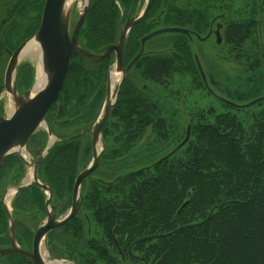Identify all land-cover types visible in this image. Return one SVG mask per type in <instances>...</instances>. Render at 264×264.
I'll return each instance as SVG.
<instances>
[{"label":"trees","instance_id":"trees-1","mask_svg":"<svg viewBox=\"0 0 264 264\" xmlns=\"http://www.w3.org/2000/svg\"><path fill=\"white\" fill-rule=\"evenodd\" d=\"M45 2L0 0V37L7 45L18 44L16 50L38 31ZM145 3L90 0L81 46L103 53L118 42L122 9L125 19L136 17ZM218 13L224 14L221 43L213 35L198 39L208 35ZM166 27L186 28L194 41L172 33L156 48L146 49L137 62L133 73L138 79L131 74L125 81L103 128L104 154L83 184L81 211L47 236L52 258L75 264H264V101L236 107L220 99L245 105L264 96V0H151L146 16L128 34L124 61L128 64L139 53L143 37ZM203 43L211 44V54ZM0 53L2 93L8 58L1 41ZM196 55L203 68L205 59L213 70L204 69L214 93L205 86ZM113 60L112 55L95 62L74 53L60 97L46 115L52 133L64 127L72 131L65 137L58 134L61 139L39 171V179L52 187L53 199L59 202V216L70 208L78 172L93 156L90 131L69 137L87 130L99 117ZM34 76L31 66L21 64L17 85L24 81L29 89ZM194 90L201 91L192 101L198 107L186 116L187 110L180 108ZM162 91L174 103L171 112L164 108ZM206 95L221 107L205 106L201 101ZM180 113L182 121L176 119ZM185 117L192 124L191 136L168 156L186 138ZM60 120L67 123L61 125ZM31 139L45 147L48 133L38 131ZM163 142L174 145L158 160L127 173L115 172L135 148L155 149ZM6 167H15L17 176L11 180L19 185L24 170L18 153L7 159L0 173L6 175ZM45 199V191L35 184L16 194L13 216L21 244L36 226L30 219L40 222L45 215ZM9 243V218L0 204V246ZM0 264L32 263L8 255L0 256Z\"/></svg>","mask_w":264,"mask_h":264},{"label":"water","instance_id":"water-1","mask_svg":"<svg viewBox=\"0 0 264 264\" xmlns=\"http://www.w3.org/2000/svg\"><path fill=\"white\" fill-rule=\"evenodd\" d=\"M68 2L69 0H46L40 28L32 37L22 43V45L15 52H12V56L5 73V91L12 101V110L8 116H0V168L5 163V161L14 153H19L20 156L23 157L22 154L26 150L29 139L40 127L45 125L47 126L45 116L51 109V107L56 103L62 92L67 78L71 58L75 52H80L84 56L89 57L95 61H102L107 58L112 52H115L116 60L114 65L116 67V72L121 71L124 73V76L119 85L116 95L112 97L110 77L111 74H109L107 83V95L99 117L90 128L81 132L79 135L71 137L78 138L86 131L91 132V143L93 148L92 161L87 167H84L78 172L74 185L73 203L71 210L64 218L59 220L57 219L56 215L51 212V210H49L47 221L37 229L32 251L20 247L17 243L15 221L11 214V210L9 209L5 201L8 189L5 190L4 197L0 200V203L4 206L8 213L11 241L10 246L0 249V256L19 254L32 261L34 264H47L42 255V246L44 238L48 234V232L67 224L80 212L82 204L81 185L83 181L87 177L91 176L99 167L101 158L104 153L105 146L102 138L103 128L107 123L113 107L117 103L118 98L121 94L123 81L127 78L128 73L130 72L134 64L144 53L146 42L158 35H162L165 33H182L193 40L192 33L186 28L166 27L155 30L141 39L140 52L131 61L127 70H125L123 64V54L128 33L135 24L140 22L146 16L151 0L146 1L145 8L138 17L129 18L126 23L124 21L125 14L122 9V17L120 22L121 29L118 42L117 44L108 46L106 51L101 55L86 51L80 46L79 43L80 31L90 9V0H81L82 8L79 12V17L73 29L72 16L74 8L72 5H68ZM212 33L213 31L211 29L206 37L202 38L199 36V39L206 40L211 36ZM215 35L218 43H221L222 36L220 28L215 31ZM32 40H35L41 48V64L43 72L46 76L45 85L33 95L32 92L37 84L38 68L36 71L35 82L29 90L19 92L16 82V74L18 66L20 64V60L22 58V51ZM195 58L205 86L210 92L214 93L209 86L207 76L199 59V56L196 55ZM220 99L236 107H246L264 101V96L257 98L245 105H239L222 97H220ZM49 136H52L50 130ZM190 136L191 126L189 125L187 128V135L185 140L168 156L185 145L188 142ZM52 144L53 143H49L46 149H39L37 151V160L33 165L30 166V164H28V162L24 160L29 167H33V180L19 187H14V192L25 189L31 184H36L47 190L51 197L52 190L50 186L40 183L38 179V169L45 154L49 152ZM49 203L50 201L48 199L46 205L49 206ZM141 240L143 239H139L138 241Z\"/></svg>","mask_w":264,"mask_h":264},{"label":"flooded vegetation","instance_id":"flooded-vegetation-1","mask_svg":"<svg viewBox=\"0 0 264 264\" xmlns=\"http://www.w3.org/2000/svg\"><path fill=\"white\" fill-rule=\"evenodd\" d=\"M223 16H224V14L223 13H218V14H216L213 18H212V20H211V23H210V30L212 29V31H213V33L211 34V35H213V36H215V31L218 29V28H220V31H222L223 29H224V26H223V23L221 22V20H222V18H223ZM74 17V16H73ZM74 19V18H73ZM76 20V19H75ZM128 19H125V17H124V21L126 22ZM74 23H73V25H72V29H73V27H74V24H75V21H73ZM158 30V29H157ZM153 32V31H152ZM216 37V36H215ZM193 38H194V35H193ZM153 39V38H152ZM0 41H1V45H2V47H3V49H4V51H5V56L7 55V64H8V62H9V60H10V56H11V53H12V51L14 50L13 49V47H14V43H12V45H7L6 44V38H4V37H0ZM150 41V40H149ZM193 41H194V39H193ZM148 43V41L146 42V44ZM146 44H145V50H144V53H145V51H146ZM114 45V44H113ZM126 46V45H125ZM107 49V48H106ZM141 49V48H140ZM106 51V50H105ZM104 51V52H105ZM103 52V53H104ZM124 52H125V48H124ZM140 52V51H139ZM94 53V52H93ZM103 53H101V54H103ZM144 53H143V55H144ZM81 54V53H80ZM95 54H97V53H95ZM101 54H99V55H101ZM114 56V60H113V62L109 65V67H108V72H107V82H106V95H107V83H108V77H109V74H111V71H112V69L114 68L115 70H116V67H115V60H116V53L115 52H112L108 57H110V56ZM138 55V54H137ZM136 55V56H137ZM142 55V56H143ZM84 56V55H83ZM135 56V57H136ZM142 56L140 57V59L142 58ZM199 56V55H198ZM86 57V56H85ZM107 57V58H108ZM134 57V58H135ZM1 53H0V61H1ZM89 58V57H88ZM107 58H105L104 60H106ZM133 58V59H134ZM200 58V57H199ZM91 59V58H90ZM132 59V60H133ZM139 59V60H140ZM91 60H93V59H91ZM104 60H102V61H104ZM131 60V61H132ZM138 60V61H139ZM201 60V59H200ZM93 61H95V60H93ZM131 61L127 64L125 61H124V54H123V64H124V68H125V70H127V68H128V66L130 65V63H131ZM137 61V62H138ZM95 62H101V61H95ZM137 62L134 64V66L132 67V69L130 70V72L128 73V76H127V78L123 81V87H124V83H125V81L131 76V74H132V78H134V76H136L135 78H134V80H137L138 79V73H133V71H134V68H135V66H136V64H137ZM202 62V61H201ZM203 65V64H202ZM7 67V66H6ZM5 71H6V69H5ZM119 74H120V78H119V80L117 81L118 82V86H117V88H116V90L114 91V85H112V82H111V89H112V95L114 96V95H116V93H117V91H118V88H119V85H120V83H121V81H122V79H123V76H124V73L123 72H121V71H119L118 72ZM111 77V76H110ZM4 79H5V72H4ZM123 87H122V91H123ZM122 91H121V93H122ZM0 95H1V93H0ZM120 96H121V94H120ZM120 96H119V98H120ZM119 98H118V100H119ZM105 99H106V96H105ZM105 101V100H104ZM118 102V101H117ZM104 104V103H103ZM191 105H193L194 107H198V105H194V104H187L186 102H184V104L182 105V108H180V111H185V110H187V112H191L193 109H192V107H191ZM190 117V116H189ZM189 117H185L186 118V120L184 121L185 123H186V125L187 126H189V124H191V123H189ZM192 118H194V117H192ZM109 120V119H108ZM61 125H64V124H66L67 123V121H65V120H60V121H58ZM191 126H192V124H191ZM49 128H50V125H49ZM50 130H51V128H50ZM69 132H72V131H67L66 133H61V132H59L58 134H62V137H65L66 135H70L71 133H69ZM82 132V131H81ZM80 132V133H81ZM80 133H78V134H75V135H71L70 137H72V136H76V135H79ZM58 134L57 133H53V135L54 136H56V138H57V140H60L61 138H59L58 137ZM48 142V141H47ZM40 144L38 143V141L36 142L35 140H32V139H30V141L28 142V146H27V151L30 153V157L33 159V160H30V162H31V164H34L35 162H36V160H37V156H36V154H37V151L39 150V149H44L45 147H42L43 145H41V146H39ZM34 146H36V148H35V150H34V153H32L30 150H29V148L31 147V148H34ZM47 146V145H46ZM53 147V146H52ZM51 147V148H52ZM51 148H50V150H51ZM50 150H49V152H50ZM48 152V153H49ZM47 153V154H48ZM47 154H45V156H44V158L46 157V155ZM20 157V156H19ZM44 158H43V160H44ZM20 160H21V163H22V165H23V175H25V172H26V170L27 169H29V167H28V165L23 161V159L20 157ZM43 160H42V162H43ZM42 162H41V164H42ZM41 164H40V166H39V169H38V178H39V174H40V167H41ZM2 168V167H1ZM0 168V169H1ZM8 167H6L5 168V170H8L9 172L6 174V175H4V173H0V200L4 197V193H5V190L6 189H8V191H10V190H12L14 187H17L18 185H16V184H13L12 182H10V180H11V176L13 177V176H15V175H12V173L13 172H15L14 170H15V167H13V168H10L9 167V169H7ZM4 170V171H5ZM23 177V176H22ZM21 177V178H22ZM8 181V182H7ZM39 181H41L40 179H39ZM84 182H85V180L83 181V183H82V185H81V193H82V189H83V184H84ZM21 184V183H20ZM31 185H33V184H31ZM31 185H29V186H31ZM75 185V184H74ZM28 186V187H29ZM27 187V188H28ZM50 188H51V190H52V187L50 186ZM26 189V188H25ZM21 190H24V189H21ZM21 190H19V191H21ZM18 191V192H19ZM45 191V190H44ZM17 192V193H18ZM73 192H74V188H73ZM16 193V194H17ZM16 194H14V196H13V198H11L9 201V206H10V208L12 209V212H11V214H12V216H13V201H14V199H15V196H16ZM45 194H46V199H45V208H46V213H45V215L42 217V219H41V221L40 222H37V219L35 218V220L34 219H30L31 221L30 222H32L33 224H35L36 226H33L34 227V230H33V232H32V234H31V238L30 239H28V240H25V241H23V243L21 244L20 243V241L18 240V237H17V228H16V222H15V231H16V240H17V243H18V245L20 246V247H22V248H24V249H27V250H29V251H32L33 250V244H34V238H35V234H36V232H37V229L40 227V226H42L46 221H47V217H48V212H49V210H51V212H53L55 215H56V217H57V219L59 220V219H62V218H64L68 213H69V211L71 210V207H72V203H73V196H72V203H71V206H70V208L68 209V211L65 213V214H63V215H61V216H59V215H57V213H56V211H55V208H56V205L57 206H59V202L57 201V200H55V199H53V190H52V195H51V197H50V195H49V192L48 191H45ZM49 199V201H50V203H49V206H47L46 205V202H47V200ZM1 204V203H0ZM2 205V204H1ZM3 206V205H2ZM3 208H4V206H3ZM81 208H82V204H81ZM5 209V208H4ZM6 210V209H5ZM80 211H81V209H80ZM7 212V211H6ZM79 214V213H78ZM77 214V215H78ZM7 215H8V213H7ZM76 215V216H77ZM75 216V217H76ZM74 217V218H75ZM9 218V217H8ZM73 218V219H74ZM13 219H14V216H13ZM72 219V220H73ZM14 221H15V219H14ZM70 222V221H69ZM68 222V223H69ZM67 223V224H68ZM66 225V224H65ZM64 226V225H63ZM60 227H62V226H60ZM60 227H58V228H60ZM58 228H55V229H58ZM55 229H53V230H55ZM53 230H51V231H53ZM51 231H49L48 232V234L45 236V238H44V241H43V247H44V249L46 248V250H47V252H48V255H49V258L48 259H50L51 261H60V263L59 264H61L62 262H66V263H68V264H75L72 260H70V259H66V258H58V257H51L50 256V252H49V250H48V247H47V236L49 235V233L51 232ZM9 240H10V223H9ZM10 244H11V241H10V243L9 244H7V245H4V246H0V248H4V247H8V246H10ZM44 251V250H43ZM45 254V253H44ZM10 255H19V254H10ZM8 256V255H7ZM19 256H21V255H19ZM23 257V256H22ZM25 258V257H24ZM27 259V258H26ZM29 260V259H28ZM30 261V260H29ZM31 263L32 264H34L32 261H31Z\"/></svg>","mask_w":264,"mask_h":264},{"label":"rangeland","instance_id":"rangeland-1","mask_svg":"<svg viewBox=\"0 0 264 264\" xmlns=\"http://www.w3.org/2000/svg\"><path fill=\"white\" fill-rule=\"evenodd\" d=\"M71 5L74 8L73 15H74V21H76L77 18H78L79 12H80V10L82 8L81 0H75L74 3H71ZM171 35H172V33H165V34L158 35V36L154 37L153 38L154 40L150 39V41H148V43L146 44V49L149 50L150 48L151 49L156 48V46L158 44L160 45L161 43H164L165 41H167L171 37ZM197 44H198V42L195 41L194 42V46L196 47ZM17 45L18 44H15L13 49H15ZM203 45H204V49H205L206 53L207 54H211L212 53L211 44H209V43L204 44L203 43ZM203 63H204V69L206 71H208V72L213 71L212 68L211 69L209 68V64L206 63L205 59H204ZM21 64H28L29 66H31V68L33 70H37V68L39 66V59L36 56L28 55V56H25V57L21 58L20 65ZM22 83H23V85H20V87H19L20 92H23L25 90V88H27L26 84H28V83H25L24 81H22ZM117 86H118V82H116L114 84V91L116 90ZM200 92H199V90H197V91L194 90L193 91V95H191V93H188L186 98L184 99V101L187 104H193L192 101H194L195 99L199 98V95H200L199 93ZM185 93H187V92H185ZM204 94H205V92H204ZM159 96L163 98L162 103L164 104V108H167L168 111L171 112V106H173L174 103L169 99L168 93H164L162 91V93H160ZM201 102L204 103L205 106H211V104H212L213 106H215L218 109L221 107L219 102H217L215 99H213L209 95L208 96L206 95L204 100H202ZM191 107H192V109H194L193 105H191ZM11 110H12V101H11L10 97L7 95V93H6L5 89H4V91H2V93L0 95V116H2V115L8 116L11 113ZM188 113L189 112L186 113V116L188 115ZM239 114H240V116H243V115H245V112H239ZM182 115H183V113H180L179 116L178 115L176 116V119L178 117V120L182 121L184 119V118L181 117ZM185 125L186 124L183 122L182 123V128H185L186 127ZM40 130L41 131H45L46 130V126L40 127ZM58 130L61 133H66L69 130V128L68 127H64L62 129H58ZM147 136H145V137H147ZM145 137H144V139H145ZM34 140L36 142L38 141L36 139H34ZM163 144H164L163 147H159L158 146L155 149H150V148L146 147V148H143L140 151H137L138 147L135 148L129 154V157H127L128 159H126L125 165L118 167L119 169L115 170V172H117L118 174L127 173L129 171L136 170V169H138V168H140L142 166L149 165L151 162L158 160L164 154H166L170 149H172L173 145H174L173 142H169L167 144H165L163 142ZM35 148H36V146H34V148L30 147L29 150L32 153H34ZM29 156H30V154H27V157H29ZM29 159L33 160L31 157H29ZM111 168H115V167H111ZM30 170H31L30 168L26 170L25 175H23V177L20 180H18L19 181L18 183H21V184L27 183V181H28L27 179H28L29 175L31 174ZM12 175H15V176H13V177L11 176L10 178H16V176H17L15 172H13ZM10 182H12V180H10ZM30 223L33 224L32 222H30ZM44 253H45V256L47 258H49V255H48V252H47L46 248L44 249ZM61 264H68V263L62 262Z\"/></svg>","mask_w":264,"mask_h":264},{"label":"bare ground","instance_id":"bare-ground-1","mask_svg":"<svg viewBox=\"0 0 264 264\" xmlns=\"http://www.w3.org/2000/svg\"><path fill=\"white\" fill-rule=\"evenodd\" d=\"M74 1L75 0H69L68 5H71V3H74ZM28 55L36 56L39 59L37 84H36V86L32 92V95H33L35 92L39 91L45 85V82H46V76L43 72L42 64H41V48L35 40L30 41L26 45V47L22 51L21 57H25ZM119 78H120V74L118 72H116V70L113 68L111 71L112 85H114L119 80ZM32 178H33V176H32V174H30L28 179H27L28 180L27 182L31 181ZM43 257H44L47 264H59L60 263V261L48 260L44 254H43Z\"/></svg>","mask_w":264,"mask_h":264}]
</instances>
